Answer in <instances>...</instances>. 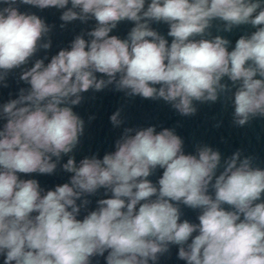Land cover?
<instances>
[{
    "label": "clouds",
    "instance_id": "clouds-1",
    "mask_svg": "<svg viewBox=\"0 0 264 264\" xmlns=\"http://www.w3.org/2000/svg\"><path fill=\"white\" fill-rule=\"evenodd\" d=\"M21 5L66 9L61 28L90 19L95 27L90 39L77 35L48 63L25 67L51 48L50 38L41 43L51 27ZM122 21L134 25L125 39L111 34ZM161 23L170 40L153 27ZM245 25L254 31L234 47L212 37L214 27L231 33ZM15 69L28 87L0 105L3 264H92L93 257L156 264L170 245L186 264H264V170L242 150L222 164L206 144L185 154L172 129L125 128L102 158L77 164L69 156L62 168L70 181L54 190L21 176L56 171L84 134L73 106L82 93L110 85L126 97L163 100L182 116L195 115L197 104L225 102L236 127L264 119V0H0V87ZM119 117L120 110L111 115L113 126ZM101 189L110 196L78 218L85 197ZM180 204L199 210L198 223L181 220Z\"/></svg>",
    "mask_w": 264,
    "mask_h": 264
},
{
    "label": "water",
    "instance_id": "water-1",
    "mask_svg": "<svg viewBox=\"0 0 264 264\" xmlns=\"http://www.w3.org/2000/svg\"><path fill=\"white\" fill-rule=\"evenodd\" d=\"M68 7H71L69 4ZM21 11L34 13L40 16L51 27V31L41 43L51 39V48L48 50L40 49L25 67H31L36 59H45L48 63L52 56L62 49L70 48L72 40L77 35H86L88 31L95 27V20L90 19L87 23L72 21L63 28L60 16L66 9L49 7L44 9L32 6L21 5ZM219 23V22H214ZM134 25L128 21L120 22L111 33L121 39L127 38V34ZM153 27L161 35L167 37L168 26L166 24H153ZM254 29L245 25L234 28L231 33L217 32L215 27L211 29L212 37L222 35L231 41L234 47L236 40L243 34H250ZM208 37V38H212ZM170 40V38H168ZM22 69H15L9 73L6 81L7 87H0V105L7 103L18 96L20 88H27L23 81H19ZM82 101L79 105L73 106V111L77 113L85 123L84 134L80 137L77 148L68 155H62L57 164V169L53 174H30L22 178L36 179L41 188L54 190L57 185H62L70 181L71 173L63 170L62 165L67 162L69 156H74L77 164L86 156L97 155L102 158L104 154L115 150V142L124 133L125 128L139 130L154 126L159 132L163 128H169L183 140V151L185 154H196L198 145H208L221 153V163L237 150H242L243 155L255 157L254 166L264 170V119H255L244 127H236L232 123L233 109L225 102L215 104H197V112L193 116H182L175 111L171 105L163 100L143 99L139 96L126 97L123 92L114 90V86H109L101 91L89 90L82 93ZM117 110H120L119 119L121 125L113 126L110 117ZM3 121H0L2 124ZM216 125H219L218 127ZM131 134H134L131 133ZM55 159V158H54ZM222 170V168L220 169ZM162 169L157 168L149 179L158 184L162 176ZM110 193H105L101 189L96 194L87 196L90 203L87 207L81 208L78 218H83L88 212L95 210L97 200L107 198ZM78 204L81 201H77ZM181 220L187 219L191 223H198L199 210L190 209L182 204ZM179 246L170 245L169 252L159 258L156 264H186V261L179 259ZM106 255V254H105ZM92 264H106L104 257L91 258ZM0 264H3V257H0ZM149 264H153L149 261Z\"/></svg>",
    "mask_w": 264,
    "mask_h": 264
}]
</instances>
